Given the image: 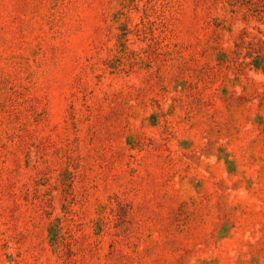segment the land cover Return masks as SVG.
I'll use <instances>...</instances> for the list:
<instances>
[{"label": "rangeland", "instance_id": "374dc122", "mask_svg": "<svg viewBox=\"0 0 264 264\" xmlns=\"http://www.w3.org/2000/svg\"><path fill=\"white\" fill-rule=\"evenodd\" d=\"M0 264H264V0H0Z\"/></svg>", "mask_w": 264, "mask_h": 264}]
</instances>
